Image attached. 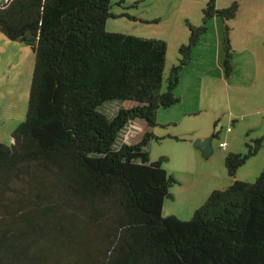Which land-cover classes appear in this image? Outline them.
<instances>
[{
    "label": "trees",
    "instance_id": "obj_1",
    "mask_svg": "<svg viewBox=\"0 0 264 264\" xmlns=\"http://www.w3.org/2000/svg\"><path fill=\"white\" fill-rule=\"evenodd\" d=\"M109 8V0L0 3V33L33 55L23 119L0 142V264H264V166L251 182L234 178L262 138L225 155L232 182L188 219L161 215L175 179L166 157L150 160L145 149L160 139L157 110L179 101V72L204 23L231 20L237 3L205 1L203 24L187 26L163 89L165 43L106 31ZM114 102L129 105L108 117L100 107ZM135 121L145 127L140 139L122 141Z\"/></svg>",
    "mask_w": 264,
    "mask_h": 264
},
{
    "label": "rangeland",
    "instance_id": "obj_2",
    "mask_svg": "<svg viewBox=\"0 0 264 264\" xmlns=\"http://www.w3.org/2000/svg\"><path fill=\"white\" fill-rule=\"evenodd\" d=\"M2 1L0 0V3ZM205 1L109 0V11L112 15L106 19L104 28L109 32L160 39L165 43L163 89L168 68L178 62L177 47L186 42L187 26L197 27L203 24L201 10ZM225 1L219 0V8ZM235 2L239 10L240 0ZM211 20L213 18L204 23L206 27ZM223 23L222 25L220 20L217 21L218 26L224 29L226 24ZM255 32L247 38L240 39L238 45L233 48L229 44L233 60L231 61L230 57L228 75L224 73V42L220 44L218 60H216L217 51L214 45L202 43V49L199 50L201 54L192 63H196L197 68L200 62L204 63L202 75L192 77L189 73H185L180 85L173 92L175 96L181 97V103L157 110L156 121L160 124L164 121L165 125H157L153 128V134L160 139H151L145 149L150 160L165 156L167 160L162 167L175 179V183L168 189L170 197L163 199L162 216L174 215L179 219H188L212 189L225 188L232 182L233 179L225 171L223 159L230 152L228 149L235 136L239 149L235 152L240 153L246 151L245 142L251 144L252 139L256 137H261L262 140L256 153L237 168L234 178L251 182L263 168L264 118L258 121L252 116L244 117L242 121L239 120L240 123L234 125L232 122L234 119L225 117V112L227 113L228 108H233V105H235L234 108L238 107L242 111L249 104V102H243L241 103L243 106H239L238 100L240 95L244 96L247 90H251L252 83H256L258 87L264 86L261 83L264 79L260 77L253 78V81L247 84H245L246 81H239L243 72L249 68L250 59L264 67V18L260 20ZM32 63L33 55L27 45L9 40L0 33V142L8 143L10 130L23 119ZM221 68L225 75L221 74L218 79ZM230 75L233 80L239 81L238 85L234 83L231 87L224 83L223 78L229 81ZM224 91L228 92V95ZM194 103H200L198 106L201 108L197 105L195 108ZM128 105L127 102L106 103L100 109L111 117L119 106ZM189 105L192 112L189 110ZM184 106L188 113L195 114L185 118L181 116L183 111L181 108ZM171 121L175 124H170ZM226 125L232 129L233 139L227 138ZM247 125L249 128H246ZM144 131V124L135 121L122 133V141L135 142L140 139ZM212 133L217 135L210 142L211 154L203 158L200 151L192 146V142L195 138L206 137ZM168 136H174L177 139ZM220 142H223L225 147H220ZM232 149L234 148H231V151Z\"/></svg>",
    "mask_w": 264,
    "mask_h": 264
},
{
    "label": "crops",
    "instance_id": "obj_3",
    "mask_svg": "<svg viewBox=\"0 0 264 264\" xmlns=\"http://www.w3.org/2000/svg\"><path fill=\"white\" fill-rule=\"evenodd\" d=\"M233 1H236V0H226L225 3L224 2L221 3L222 7L220 8L227 6L230 2H233ZM219 5H220L219 0H216V7L219 8ZM240 7L241 8L237 10L236 14L231 20L225 21L226 27L224 29L218 26L217 24V21L219 20L218 18H213V20H211V22L207 24L203 37L200 36L199 40L195 43V45L193 46L191 50V59L189 63L183 66L179 72L178 84L176 87L180 85L181 83L180 81L182 80L185 73L186 74L189 73L192 77L202 75V72L204 69V63L200 62L198 68L196 67V63L192 64L196 60L197 56L198 55L200 56L201 54V51L199 52V50L202 49V46H201L202 43L214 45V49L215 51H217L216 60H218L219 47H220V44L223 43L224 37L227 38L228 46L230 44V47L233 48V46L238 45L237 43L240 39L247 38L248 36L256 33L255 28L257 27V25H259L260 20L264 18V0H240ZM221 24L222 25L224 24L223 21H221ZM196 45H199V47H196ZM232 60H233V56L231 57V61ZM216 65H217V62H216ZM232 65H234V62H232ZM248 65H249V68L243 72L242 78L239 81H246L245 84H247L249 81H253L252 79L256 77H260V79H264V67L263 66H261L257 62H254L252 59L248 61ZM221 74L225 75L223 73V68H221L220 72H218V79L221 77ZM229 77H230L229 81L223 78V81L225 84H228L231 87L234 85V83H236L235 85H238L239 81L233 80L231 78V75ZM261 83L264 84V81ZM253 86L255 88H253ZM217 92L219 93V91ZM225 94L228 95V92H226ZM177 96L179 98V101L177 103L180 104L181 97L179 95ZM239 98H240L238 100L239 106H243L241 105V103L243 102L244 103L249 102V104L248 105L245 104L246 106L242 111L238 107L234 108L235 105H233V108H228L227 113L225 112V117H228V119H234L232 121L234 125L236 123H240V121H242L244 117L248 118L249 116H252L254 118H257L258 121H261L260 119L264 118V86L261 85V87H258L256 86V83L254 84L252 83L251 90L250 91L247 90V94L245 93L244 96L240 95ZM198 104L200 103H194L193 106L195 105L198 106ZM190 106L191 105H189L188 107H189V110L192 112V109ZM197 106H195V108H197ZM181 110H183L181 116H183L184 118L187 116H192V114H195V113H192V114L188 113L189 111L186 109V106L182 107ZM223 118H224V114H223ZM170 124H175V122L171 121ZM162 125H165L164 121ZM227 127L229 126L226 125L225 128ZM246 128H249V125H247ZM231 130L232 129H229V131H227L225 129L228 139L232 138ZM239 130H242V129H239ZM256 138H261V137H256ZM231 148H234L232 149L233 151H231ZM238 150H239L238 142L236 141V136H235V139H233V141L231 142V147H229L228 151L235 152Z\"/></svg>",
    "mask_w": 264,
    "mask_h": 264
},
{
    "label": "water",
    "instance_id": "obj_4",
    "mask_svg": "<svg viewBox=\"0 0 264 264\" xmlns=\"http://www.w3.org/2000/svg\"><path fill=\"white\" fill-rule=\"evenodd\" d=\"M212 135L202 137V138H195L192 142V146L198 149L203 158H207L211 154V139Z\"/></svg>",
    "mask_w": 264,
    "mask_h": 264
},
{
    "label": "built area",
    "instance_id": "obj_5",
    "mask_svg": "<svg viewBox=\"0 0 264 264\" xmlns=\"http://www.w3.org/2000/svg\"><path fill=\"white\" fill-rule=\"evenodd\" d=\"M226 130L229 131V127H227ZM219 146H220V147H225V144H224L223 142H220V143H219Z\"/></svg>",
    "mask_w": 264,
    "mask_h": 264
}]
</instances>
